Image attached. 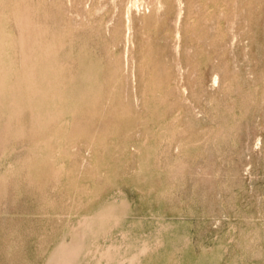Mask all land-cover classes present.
I'll use <instances>...</instances> for the list:
<instances>
[{
  "label": "rangeland",
  "instance_id": "1",
  "mask_svg": "<svg viewBox=\"0 0 264 264\" xmlns=\"http://www.w3.org/2000/svg\"><path fill=\"white\" fill-rule=\"evenodd\" d=\"M0 264H264V0H0Z\"/></svg>",
  "mask_w": 264,
  "mask_h": 264
}]
</instances>
